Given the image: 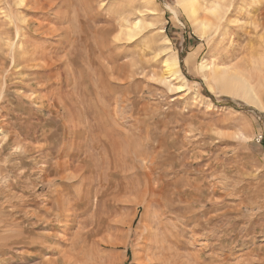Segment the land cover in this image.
I'll return each mask as SVG.
<instances>
[{
	"label": "rangeland",
	"instance_id": "374dc122",
	"mask_svg": "<svg viewBox=\"0 0 264 264\" xmlns=\"http://www.w3.org/2000/svg\"><path fill=\"white\" fill-rule=\"evenodd\" d=\"M232 1L200 30L175 0H0V264H143L159 217L163 264H264V110L200 70L264 78V0Z\"/></svg>",
	"mask_w": 264,
	"mask_h": 264
},
{
	"label": "bare ground",
	"instance_id": "6f19581e",
	"mask_svg": "<svg viewBox=\"0 0 264 264\" xmlns=\"http://www.w3.org/2000/svg\"><path fill=\"white\" fill-rule=\"evenodd\" d=\"M18 1V0H17ZM29 1V0H28ZM37 1V0H35ZM39 1V0H38ZM56 1V0H55ZM62 1V0H61ZM234 1V0H233ZM232 1V2H233ZM236 1V0H235ZM41 2V1H40ZM47 2V1H46ZM193 2V0H187V3L191 4ZM226 2V0H225ZM20 3V2H19ZM33 3V2H32ZM38 3V2H37ZM49 3V2H48ZM55 4V2H53ZM82 3V2H81ZM30 4V3H29ZM39 4V3H38ZM44 4V2L42 3V5ZM230 4V1H229ZM19 5V4H18ZM25 5V4H24ZM40 5V4H39ZM41 5V6H42ZM64 5V4H63ZM62 5V6H63ZM11 6V5H10ZM20 7V6H19ZM19 7H17L19 9ZM23 8V6H21ZM20 7V8H21ZM35 7V5H34ZM33 7V8H34ZM45 7H47L45 5ZM52 9V5L50 6ZM58 7V6H57ZM231 7V5H230ZM32 8V7H31ZM44 8V7H43ZM42 9V8H41ZM50 9V10H51ZM229 9V8H228ZM11 10V9H10ZM15 10V9H13ZM28 10V9H26ZM45 10V9H42ZM49 10V11H50ZM61 10V9H60ZM230 10V9H229ZM17 11V10H16ZM36 11V10H35ZM39 11V9H38ZM53 11V10H52ZM183 11V10H182ZM209 10L205 9V12L208 13ZM184 12V11H183ZM17 13V12H16ZM205 13V14H206ZM172 14L175 16V12L172 11ZM184 14L192 21L193 25L196 26L195 28H198L200 30H206L207 28H209V26L211 25V21L209 23V18L208 21L207 19H205V23L204 24H199L197 23V21L194 18V11H193V17H189L185 12ZM122 18V17H121ZM54 19V18H53ZM262 20V19H261ZM58 21V20H57ZM108 22V21H107ZM263 22V21H262ZM37 23V22H36ZM58 23V22H57ZM17 24V23H16ZM18 24H21L20 22ZM30 24V22L28 23ZM264 23H261V25H263ZM6 25V24H5ZM23 25V24H21ZM25 25V24H24ZM35 25V24H34ZM213 25V24H212ZM27 25H25L26 27ZM33 26V24H32ZM42 26V25H41ZM10 27V26H9ZM12 27V26H11ZM10 27V28H11ZM47 27V26H45ZM49 27V26H48ZM259 27V26H258ZM16 28V27H15ZM23 28V27H22ZM22 28L20 29V32L22 31ZM34 28V27H33ZM40 28V27H38ZM35 28V29H38ZM51 28V27H50ZM136 27L130 29V30H121L119 31L120 33L117 34V39L123 37V38H130V36H132V32L133 29H135ZM24 29V28H23ZM52 29V28H51ZM197 29V30H198ZM28 30V29H27ZM44 30V29H43ZM48 30V29H46ZM263 30V29H262ZM6 31H9L8 28L6 29ZM16 31V30H15ZM36 31V30H35ZM51 31V30H50ZM54 31L56 32V30L54 29ZM66 32V31H65ZM136 32V31H135ZM23 33V32H22ZM21 33V34H22ZM45 33V32H44ZM47 33V31H46ZM52 33V32H51ZM69 33V32H68ZM53 34V33H52ZM55 34V33H54ZM17 35H19V32L17 33ZM23 35V34H22ZM67 35V34H66ZM84 35V34H82ZM10 36V35H9ZM48 36V35H47ZM262 36V35H261ZM11 37V36H10ZM13 38V37H12ZM115 38V37H114ZM15 39V38H14ZM13 39V40H14ZM116 39V38H115ZM19 40V39H18ZM167 41H169L166 38ZM17 41V40H16ZM87 41V40H86ZM20 43V41H19ZM84 43V42H83ZM87 43V42H86ZM23 44V43H22ZM6 45V44H5ZM6 47V46H5ZM27 48V46H25ZM2 48V47H1ZM20 49V48H19ZM24 49V48H23ZM214 49V48H213ZM28 50V49H26ZM11 51V50H10ZM25 51V50H24ZM61 51V49H60ZM11 54V53H10ZM7 55V54H6ZM229 56V55H228ZM29 58V57H28ZM13 59V58H12ZM22 59V58H21ZM26 59V58H25ZM233 59V58H232ZM232 59H226L225 62L222 61L221 65H213V67L208 66L207 63L201 66L200 70H206L208 73L205 74V76L208 78L209 82L213 85V87H215V89L217 91H219L222 94L228 95L230 97L236 98L240 101H242L243 103H245L248 106H251L252 108H255L257 110L263 111L264 110V98H263V91H264V78L262 76H260V73L262 70H258V72H254L253 71H246L245 70V66L244 64H242L241 62L238 61H232ZM54 60V59H53ZM58 60V59H56ZM24 61V60H23ZM168 64H166L165 68L168 71H172L173 75L177 76L178 79L181 80L180 83V87L184 88L186 87L188 84L185 81L184 77L182 76L181 72H180V68H179V60L177 58L176 55H173L172 58L170 60ZM22 62V61H21ZM26 62V61H24ZM57 62V61H56ZM91 62V60H90ZM59 63V62H57ZM190 63V59H186L185 60V64H189ZM251 63H254L253 61ZM258 66V65H256ZM1 67V66H0ZM35 67V66H34ZM129 69V68H128ZM35 70V69H34ZM256 70V69H255ZM205 71V72H206ZM133 72V71H132ZM131 72V73H132ZM203 72V71H201ZM264 72V71H263ZM262 72V73H263ZM261 73V75H262ZM36 74V73H35ZM134 74V73H133ZM264 74V73H263ZM111 75V74H110ZM38 75H35V78ZM48 76V75H47ZM123 77V76H122ZM168 77V76H167ZM204 77V76H203ZM34 79V78H33ZM38 79V78H37ZM255 79V80H254ZM204 81L207 82V79ZM37 82V81H36ZM59 84V83H58ZM209 85V84H208ZM211 86V85H210ZM44 87V86H43ZM179 87V88H180ZM212 87V89H213ZM211 88L210 90L213 91ZM184 90V89H183ZM158 145V144H157ZM25 146V145H24ZM155 150V149H154ZM161 150V149H160ZM32 152V151H31ZM155 154V153H154ZM163 158V157H162ZM144 160V159H143ZM93 164V163H92ZM56 180V179H55ZM175 183V181H174ZM173 183V184H174ZM172 186V185H171ZM169 187V186H168ZM186 187V186H185ZM173 189V188H172ZM154 191V190H153ZM178 191V190H177ZM65 192V191H64ZM168 193V192H166ZM67 194V193H66ZM182 195V194H181ZM171 196V195H170ZM158 197V196H157ZM163 197V195H162ZM164 200V199H162ZM153 201V200H152ZM151 202V204H153ZM156 201V200H155ZM168 202V201H166ZM157 203V202H155ZM163 203V202H162ZM171 204V203H170ZM158 205V204H157ZM167 206V204H166ZM173 206V205H172ZM172 212L171 208L167 209L166 211H163V214H161V216H169V214ZM158 215L160 216V214L158 213ZM157 216V215H155ZM158 217V216H157ZM172 217V216H171ZM29 220V219H28ZM154 220V219H153ZM164 220L162 218H158L156 219V221H152L151 225H148V230L149 233L147 235L146 241L144 242V246H143V259H144V263L143 264H163V249L165 246V242L168 241L167 239L168 237V232L170 229V226L165 224L163 222ZM147 227V226H146ZM153 229V231H152ZM147 230V231H148ZM144 233V232H143ZM172 233V232H171ZM48 239V238H47ZM42 240V239H41ZM62 241L64 240L63 238L61 239ZM60 241V240H58ZM67 242V240H66ZM65 242V243H66ZM71 243V242H70ZM61 257V256H60ZM63 258V257H62ZM71 259V258H70ZM166 260V259H164ZM51 262V261H50ZM58 262V261H57ZM71 261H68L67 263H69ZM143 262V261H141ZM46 263V262H45ZM51 264V263H50ZM64 264V263H63Z\"/></svg>",
	"mask_w": 264,
	"mask_h": 264
},
{
	"label": "clouds",
	"instance_id": "9594fccd",
	"mask_svg": "<svg viewBox=\"0 0 264 264\" xmlns=\"http://www.w3.org/2000/svg\"><path fill=\"white\" fill-rule=\"evenodd\" d=\"M175 10H183L189 17H193L199 24H204L205 9L209 10L208 15L212 19L213 24L221 25L224 22V15L228 8L225 0H193L191 4L187 0H175Z\"/></svg>",
	"mask_w": 264,
	"mask_h": 264
}]
</instances>
